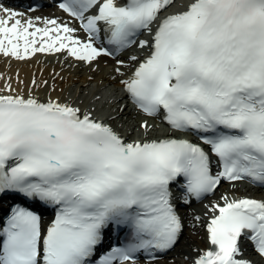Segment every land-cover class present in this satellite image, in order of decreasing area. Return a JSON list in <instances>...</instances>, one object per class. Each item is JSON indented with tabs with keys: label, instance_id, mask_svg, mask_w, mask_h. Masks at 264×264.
Masks as SVG:
<instances>
[{
	"label": "snow or ice",
	"instance_id": "snow-or-ice-1",
	"mask_svg": "<svg viewBox=\"0 0 264 264\" xmlns=\"http://www.w3.org/2000/svg\"><path fill=\"white\" fill-rule=\"evenodd\" d=\"M57 4L67 19L0 3V54L91 73L75 92L64 67L0 73V198H14L0 264H156L184 233L182 207L225 182L264 188V0ZM156 120L171 131L154 136ZM206 207L209 246L185 259L264 264V198L225 191Z\"/></svg>",
	"mask_w": 264,
	"mask_h": 264
},
{
	"label": "bare ground",
	"instance_id": "bare-ground-1",
	"mask_svg": "<svg viewBox=\"0 0 264 264\" xmlns=\"http://www.w3.org/2000/svg\"><path fill=\"white\" fill-rule=\"evenodd\" d=\"M27 16H56V17H61L66 19L62 14L58 13H52V14H33V15H26ZM49 56H53L52 54H37L33 60L25 59V60H19L10 56H5L3 54H0V73H3L4 76H11L12 79L15 81L16 79V74L19 73L21 80L29 81L31 80L32 76L35 75L37 77H43V78H48L51 73L48 72V70H44V65L45 64H50V65H56L54 68L59 71L61 67L65 68V75L66 74H71L69 79L74 78L76 76L80 77V80L75 83V86L72 88V91L75 92L76 88L80 87L81 84L87 83V76L91 75L85 68H77V67H72V68H67L66 65L63 63V56H58L56 60H49ZM57 56V55H55ZM104 58V57H102ZM108 60L106 58L103 59V61H100V71L97 72L96 75V80L92 81L91 84L89 85V88L87 91L89 92V99L91 97V92L96 91L99 87H101L98 84V81L101 78H104L107 80V75L110 70L111 65L114 63V61H108V65L104 64V61ZM71 63V61H69ZM51 66V68H52ZM44 67V68H43ZM51 71V70H50ZM83 74V77L81 75ZM3 84V81H0V85ZM15 86V85H14ZM68 91V88H65V92ZM55 95V94H54ZM157 124V123H156ZM169 131L166 130L165 128L160 127V125L157 124L156 130L153 132V135H164L168 133ZM229 192V194L241 197V196H250L254 198H264V193L262 192H255L254 190L247 189L244 185L241 183H236L235 187H233L231 184H226L223 186H220L218 189V194L216 193V196H213L210 199H207L200 203L196 209L189 210L185 215V223H186V228L184 230L185 236L183 238V243L178 248V250H171L169 254L163 258L162 260L156 261V264H173V258L174 259V264H191L190 259H185V257H191L194 256L195 253L193 252L194 247H207L209 246V240L207 238V231H206V223L208 221V216L205 215V213L208 212V209L206 207L207 203L211 200L217 199L221 193L223 192ZM193 212L199 214L203 218V223L197 222L195 227H192V214ZM177 246V245H176ZM251 249L249 248V252ZM255 258V257H254Z\"/></svg>",
	"mask_w": 264,
	"mask_h": 264
},
{
	"label": "rangeland",
	"instance_id": "rangeland-1",
	"mask_svg": "<svg viewBox=\"0 0 264 264\" xmlns=\"http://www.w3.org/2000/svg\"><path fill=\"white\" fill-rule=\"evenodd\" d=\"M53 55V54H52ZM57 57L58 56H55V55H53L52 57L51 56H49L48 58H49V60H56V62L58 61V59H57ZM29 60H33V58H30ZM102 61H103V59H101ZM51 66L52 65H50V64H45L44 65V70H48L49 69V71L48 72H50L51 74H52V69L54 68V66H56V65H53L52 66V68H51ZM51 70V71H50ZM68 76V74H66V77ZM81 77H83V74L81 75ZM219 192H217V194H218ZM186 234H185V232L183 233V235H182V237H181V239H180V241H179V243L177 244V246L175 247V250H178V248H180V246L182 245V243H183V238H184V236H185Z\"/></svg>",
	"mask_w": 264,
	"mask_h": 264
}]
</instances>
